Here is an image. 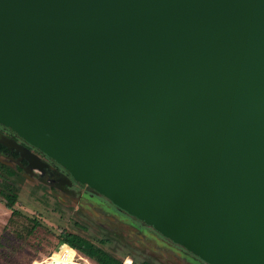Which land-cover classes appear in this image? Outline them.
Masks as SVG:
<instances>
[{
	"label": "water",
	"instance_id": "1",
	"mask_svg": "<svg viewBox=\"0 0 264 264\" xmlns=\"http://www.w3.org/2000/svg\"><path fill=\"white\" fill-rule=\"evenodd\" d=\"M0 124L203 262L264 264V0H0Z\"/></svg>",
	"mask_w": 264,
	"mask_h": 264
},
{
	"label": "rangeland",
	"instance_id": "2",
	"mask_svg": "<svg viewBox=\"0 0 264 264\" xmlns=\"http://www.w3.org/2000/svg\"><path fill=\"white\" fill-rule=\"evenodd\" d=\"M1 174L7 177L6 184L17 194L13 209L18 214L11 215V209L5 206L0 196V264H31L44 258L60 243L58 235L61 231L107 239L104 247L112 250L116 257L130 256L132 264H141L142 260L153 264H207L171 241L167 243L179 252L156 246L151 240L139 242L126 226L110 224V231L104 229L102 221L89 211L61 202L54 194L59 192L51 191L36 178L30 181L23 176ZM35 221L39 223L32 228ZM87 259L90 264H98L93 259Z\"/></svg>",
	"mask_w": 264,
	"mask_h": 264
},
{
	"label": "flooded vegetation",
	"instance_id": "3",
	"mask_svg": "<svg viewBox=\"0 0 264 264\" xmlns=\"http://www.w3.org/2000/svg\"><path fill=\"white\" fill-rule=\"evenodd\" d=\"M3 167L12 171L10 175L6 174L8 177L23 176L30 181L36 178L51 191L59 192L54 194L61 202L73 204L76 209H86L102 221L101 225L106 230L110 231L111 225L126 226L139 242L147 243V240H151L156 246L179 252L176 247L167 243L170 239L162 236L152 226L120 209L86 184L74 180L53 159L0 124V172Z\"/></svg>",
	"mask_w": 264,
	"mask_h": 264
},
{
	"label": "trees",
	"instance_id": "4",
	"mask_svg": "<svg viewBox=\"0 0 264 264\" xmlns=\"http://www.w3.org/2000/svg\"><path fill=\"white\" fill-rule=\"evenodd\" d=\"M4 169L0 172V196L4 200L5 206L11 209V215L18 214L17 210L13 209L14 204L17 201V194L13 188L6 184L7 177H4L2 172L8 175L11 174V170L3 167ZM39 221H35V227ZM60 243H65L68 246L74 248L79 254L85 258L93 259L98 264H121L123 258L115 256L112 250H107L104 247L107 239H93L86 237L75 231H61L58 235ZM133 263V262H132ZM141 264H153L150 261L142 260Z\"/></svg>",
	"mask_w": 264,
	"mask_h": 264
},
{
	"label": "built area",
	"instance_id": "5",
	"mask_svg": "<svg viewBox=\"0 0 264 264\" xmlns=\"http://www.w3.org/2000/svg\"><path fill=\"white\" fill-rule=\"evenodd\" d=\"M49 255L44 258L33 261L31 264H88L87 258L79 254L74 248L63 243L57 245ZM133 260L130 256H125L121 264H132Z\"/></svg>",
	"mask_w": 264,
	"mask_h": 264
},
{
	"label": "bare ground",
	"instance_id": "6",
	"mask_svg": "<svg viewBox=\"0 0 264 264\" xmlns=\"http://www.w3.org/2000/svg\"><path fill=\"white\" fill-rule=\"evenodd\" d=\"M87 263L90 264L88 259H87Z\"/></svg>",
	"mask_w": 264,
	"mask_h": 264
}]
</instances>
